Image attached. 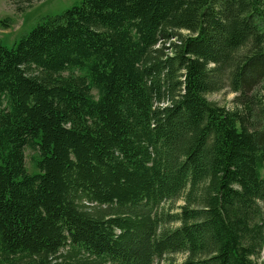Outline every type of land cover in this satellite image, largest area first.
Instances as JSON below:
<instances>
[{"label":"trees","instance_id":"1","mask_svg":"<svg viewBox=\"0 0 264 264\" xmlns=\"http://www.w3.org/2000/svg\"><path fill=\"white\" fill-rule=\"evenodd\" d=\"M263 253L264 0H84L0 46V264Z\"/></svg>","mask_w":264,"mask_h":264},{"label":"rangeland","instance_id":"2","mask_svg":"<svg viewBox=\"0 0 264 264\" xmlns=\"http://www.w3.org/2000/svg\"><path fill=\"white\" fill-rule=\"evenodd\" d=\"M82 1L84 0H33L31 3H27L23 0H0V46L14 47L18 41L29 35L36 26L44 23L50 17L62 15L66 10L79 5ZM18 8L21 10L18 11ZM167 52L169 53V50ZM234 98L235 94L228 88L209 95L211 101L227 109L234 107ZM25 154L28 172L31 174L38 173L39 155L37 152L27 148ZM169 204H165V213L178 212V208L183 202L176 203L175 208H173V204ZM168 227H173V225H168ZM168 259L182 261L185 256L175 254L167 256Z\"/></svg>","mask_w":264,"mask_h":264},{"label":"bare ground","instance_id":"3","mask_svg":"<svg viewBox=\"0 0 264 264\" xmlns=\"http://www.w3.org/2000/svg\"><path fill=\"white\" fill-rule=\"evenodd\" d=\"M262 257V256H261Z\"/></svg>","mask_w":264,"mask_h":264}]
</instances>
